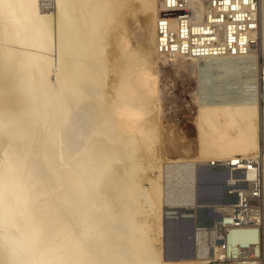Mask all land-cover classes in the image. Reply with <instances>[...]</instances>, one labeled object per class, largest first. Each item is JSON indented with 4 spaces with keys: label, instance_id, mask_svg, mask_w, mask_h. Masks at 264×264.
Here are the masks:
<instances>
[{
    "label": "bare ground",
    "instance_id": "obj_1",
    "mask_svg": "<svg viewBox=\"0 0 264 264\" xmlns=\"http://www.w3.org/2000/svg\"><path fill=\"white\" fill-rule=\"evenodd\" d=\"M138 10L144 45L128 47ZM258 10L264 52V0ZM156 17V0H0V264H188L166 261L159 243L164 211L192 204L194 188L183 178L165 187L164 173L187 171L192 185L211 154L264 155L257 73L246 70L256 59H189L219 91L196 101L197 150L165 156L148 136L158 126ZM242 70L245 97L222 98L219 86ZM180 185L184 194H170ZM198 248L205 263L210 251ZM261 254L264 264V233Z\"/></svg>",
    "mask_w": 264,
    "mask_h": 264
},
{
    "label": "built area",
    "instance_id": "obj_2",
    "mask_svg": "<svg viewBox=\"0 0 264 264\" xmlns=\"http://www.w3.org/2000/svg\"><path fill=\"white\" fill-rule=\"evenodd\" d=\"M156 4L155 47L161 58L256 59L259 0H156ZM257 68L259 124L264 127V60ZM198 166L189 213L183 214L181 208L164 213L170 231L178 236L191 230L194 253L196 239L201 238L202 248L210 251L204 264H260L264 155L257 151ZM237 230L245 233V239L232 237Z\"/></svg>",
    "mask_w": 264,
    "mask_h": 264
},
{
    "label": "rangeland",
    "instance_id": "obj_3",
    "mask_svg": "<svg viewBox=\"0 0 264 264\" xmlns=\"http://www.w3.org/2000/svg\"><path fill=\"white\" fill-rule=\"evenodd\" d=\"M51 1L52 0H50V2ZM138 4H139L138 2L135 3V5H138ZM145 15H146V12L138 10L134 15L127 16L128 35L130 34L128 36V44H130L128 45V47L133 46L135 48V47H139V46L141 47L144 45L142 39H139V36L137 35L142 29ZM259 49L258 47H256V52L253 54L254 56H256L257 63H259L260 61V56L261 57L264 56V52H262V50H259ZM244 60L245 59L243 58L238 59V60L236 59L235 61L237 63L236 62L235 63L238 66H240L242 65V63L244 64L246 63V61ZM158 63L160 65L158 72H157V77H156V80H157L156 86L158 87V88L156 87V90H157L156 95L158 98L155 102V107L158 105L157 108L159 110L156 115V118H157L156 123L158 126H156L155 128L156 130L155 129L149 130L148 136L152 137L153 140H156V141L158 140V145H159L158 147L159 149H161V151L164 153L165 156L170 157L171 154H176L179 146L181 145L182 146L181 150L182 149L187 150V151L182 152L183 153L182 156L187 157L185 156L187 154L185 152H193L197 150V147H198L197 146L198 145L197 141L199 138L198 132H197L198 130L194 122L195 116H196V110L198 107L197 102H199L200 100H205V101L212 100L216 96L219 95L218 94L219 91H217V89L213 88L211 85L210 87L204 86L205 81L203 80L206 78L202 79V77L204 76L200 75L199 71H198L199 73L197 72L196 66L198 63H196L195 61L181 58V57L177 58L176 61H171V60H166V59H162L161 57H158ZM249 67L251 69H246V70H250V72L253 71L257 73L256 72L257 67H258L257 65L252 63L251 65H249ZM242 71H241V74L238 75L239 77L236 76L235 78H232V81H231V78H229L230 80L227 79L225 83H222L223 85L221 84L222 86H219V88L222 89V92H223V93L221 92V95H220L222 98H227L229 100L237 101L245 97L244 91L246 92V90H244L243 88L246 89L247 85L245 86V84L247 83H243L245 82L243 80L244 78L240 77L242 74H245V72L244 71L242 72ZM253 72L252 74H255ZM199 78L201 80L200 83H198ZM202 81L204 83H202ZM256 83L257 81H255L254 90H255V93L258 94V86ZM200 84L201 85L203 84V85L201 86ZM198 87L201 88V91L199 90ZM216 91L217 93H215ZM197 92L198 93L200 92L199 95ZM257 94H255V96H257ZM236 155H243V154L237 153ZM217 158L218 157L211 154V156L209 155L208 157H205L204 161H199L195 163L194 180H193L192 185L190 184V181H191L190 179H192L191 173L186 171L185 173L183 172V173L178 174V172H175V171L174 172H172L171 170H169L171 172L166 171L164 173V179H166L168 182H166L165 187L166 186L174 187L175 184L178 186L179 184H181L179 180L183 178L180 181L186 180L187 185L189 187L188 190H191L194 188L193 190L195 191V171L197 170L198 164H199L198 167H200L203 163L211 159H215L217 161H221V160L225 161L223 158H218V159ZM156 173H158V171H156ZM182 187L180 185V189L178 190L173 189L171 192L169 190V192L170 194L171 193L177 194V192L184 194V190H187V189L182 188ZM186 206L188 205H184V206L182 205L181 207H177V208L183 209ZM177 208L173 209V211L176 210ZM168 210L169 209H166L165 211H168ZM164 213L162 215V233L160 234V243H159L161 251H162V257L166 261H176V262L184 261V262H189L188 264H195V263L204 264L202 261L203 260L202 257L201 259L200 257L198 258V256H203L201 255V252L198 251L199 250L198 246H202V244L200 245L197 244L198 240H196V248H195L196 253H194L195 239L193 237L192 231L188 230L186 232V235H185L186 238L184 240L179 239L178 237L175 238V235L169 229L167 220H165ZM180 214H181V211L177 210V214H175L174 216L178 217ZM172 220H173L172 218L169 219V221H172ZM179 221H182L183 223L187 222L186 219H179ZM173 244H177L179 246L176 250V253H173V254L175 255L185 254L186 257H182V258L172 257L173 254L170 252L171 250L169 247L172 246ZM261 257H262V254H261Z\"/></svg>",
    "mask_w": 264,
    "mask_h": 264
},
{
    "label": "crops",
    "instance_id": "obj_4",
    "mask_svg": "<svg viewBox=\"0 0 264 264\" xmlns=\"http://www.w3.org/2000/svg\"><path fill=\"white\" fill-rule=\"evenodd\" d=\"M179 246L177 244H173L172 246H170V252L173 254V253H176V250ZM174 255V254H173Z\"/></svg>",
    "mask_w": 264,
    "mask_h": 264
},
{
    "label": "clouds",
    "instance_id": "obj_5",
    "mask_svg": "<svg viewBox=\"0 0 264 264\" xmlns=\"http://www.w3.org/2000/svg\"><path fill=\"white\" fill-rule=\"evenodd\" d=\"M19 243H20V246H21L22 248H24V247H26L28 241H27V240H22V241H20Z\"/></svg>",
    "mask_w": 264,
    "mask_h": 264
},
{
    "label": "trees",
    "instance_id": "obj_6",
    "mask_svg": "<svg viewBox=\"0 0 264 264\" xmlns=\"http://www.w3.org/2000/svg\"><path fill=\"white\" fill-rule=\"evenodd\" d=\"M176 237H178L179 239H183V240L186 238L185 234L175 236V238H176ZM183 243H184V242H183Z\"/></svg>",
    "mask_w": 264,
    "mask_h": 264
}]
</instances>
